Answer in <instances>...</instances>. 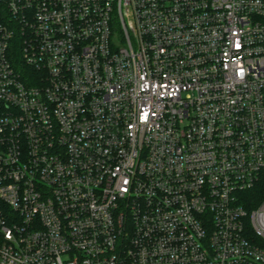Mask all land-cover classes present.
I'll use <instances>...</instances> for the list:
<instances>
[{
	"label": "built area",
	"instance_id": "2783aa9c",
	"mask_svg": "<svg viewBox=\"0 0 264 264\" xmlns=\"http://www.w3.org/2000/svg\"><path fill=\"white\" fill-rule=\"evenodd\" d=\"M0 264H264V0H0Z\"/></svg>",
	"mask_w": 264,
	"mask_h": 264
}]
</instances>
